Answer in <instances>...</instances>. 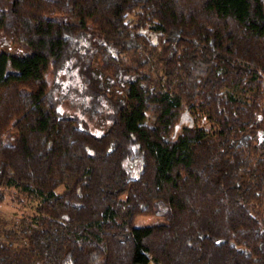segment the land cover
Masks as SVG:
<instances>
[{
  "label": "trees",
  "instance_id": "obj_1",
  "mask_svg": "<svg viewBox=\"0 0 264 264\" xmlns=\"http://www.w3.org/2000/svg\"><path fill=\"white\" fill-rule=\"evenodd\" d=\"M99 55L125 74L108 111L70 76ZM6 197L33 204L0 264H264L263 0H0Z\"/></svg>",
  "mask_w": 264,
  "mask_h": 264
},
{
  "label": "rangeland",
  "instance_id": "obj_2",
  "mask_svg": "<svg viewBox=\"0 0 264 264\" xmlns=\"http://www.w3.org/2000/svg\"><path fill=\"white\" fill-rule=\"evenodd\" d=\"M264 2V0H263ZM9 51L19 50L20 47L16 42H9L8 43ZM123 62L125 64L136 66V61L132 60V57L129 55H125L123 57ZM152 68H158L156 63L150 64ZM149 63L146 64L143 68L147 69ZM85 74H77V72L72 71L70 76L72 77V85L78 87L80 83L83 84L82 88L77 89V91H81L84 89L87 93H85V102L89 98V93L94 90L96 95L99 97L100 101L104 105L103 111H108L110 105L114 103L116 100H121L124 97V86H123V79L125 78V74L121 71H118L114 68L113 63L111 60H104L99 56H92L88 60V67L84 70ZM60 75H63L61 73ZM86 75V76H85ZM45 80L49 79V72L45 71L43 75ZM66 78H69L65 76ZM70 80V79H69ZM65 79L63 83H67L69 81ZM64 86H62L58 93L61 95L59 98V102L57 103V108L61 111L66 112H73L78 113L79 107L72 106L69 103V97L66 96ZM232 92L235 95H240V91L238 89H232ZM91 95V94H90ZM184 117L182 121H187L188 123H192L193 121L197 123H205L203 119V115L193 111L191 108H185L183 111ZM84 115V114H83ZM85 116V115H84ZM193 118V119H192ZM154 120V116L149 113L145 112L143 117V123L146 125H152ZM207 127L209 126V130H211L214 126L212 122L205 124ZM33 202H29L28 200L24 201L23 204L11 201L7 197L4 198L0 202V221L4 226H9L13 220H17L18 217H21L24 213H27L31 210V205ZM163 221V217L159 215H140L137 216L133 224L140 225V224H153L159 223Z\"/></svg>",
  "mask_w": 264,
  "mask_h": 264
}]
</instances>
